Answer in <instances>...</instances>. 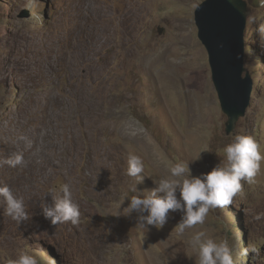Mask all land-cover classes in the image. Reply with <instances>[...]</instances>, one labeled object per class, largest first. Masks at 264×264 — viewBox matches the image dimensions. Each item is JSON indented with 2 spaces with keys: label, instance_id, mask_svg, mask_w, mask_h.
<instances>
[{
  "label": "rangeland",
  "instance_id": "obj_1",
  "mask_svg": "<svg viewBox=\"0 0 264 264\" xmlns=\"http://www.w3.org/2000/svg\"><path fill=\"white\" fill-rule=\"evenodd\" d=\"M70 1L0 0V186L24 200L30 217L17 225L0 200V264L21 254L38 264H198L191 244L198 231L226 240L234 264H264V160L230 205L210 209L183 234L180 212L148 231L136 224L140 214L122 215L127 199L121 205L135 194L131 187L146 195L175 163H189L193 175L210 171L237 135L253 137L264 155V0H242V77L249 76L251 94L229 133L194 21L203 0H102L107 14L96 22L72 15ZM55 32L67 52L59 63L40 45L41 35ZM71 37L88 55L82 65L90 74L73 72ZM16 118L29 130L15 133ZM20 152L22 165L2 163ZM129 155L144 161L142 181L126 175ZM64 183L80 222L52 226L42 205L52 206L49 190Z\"/></svg>",
  "mask_w": 264,
  "mask_h": 264
},
{
  "label": "clouds",
  "instance_id": "obj_2",
  "mask_svg": "<svg viewBox=\"0 0 264 264\" xmlns=\"http://www.w3.org/2000/svg\"><path fill=\"white\" fill-rule=\"evenodd\" d=\"M23 139V138H22ZM207 151V150H204ZM201 154V153H200ZM200 154L192 162L200 158ZM223 161L210 171L193 175L189 163L178 162L169 169L170 175L155 183L147 194L137 191L135 185L125 195L121 205L127 199L123 216L129 217L132 212L140 214L136 221L142 229L155 227L162 229L169 220L170 213H182L176 225V231L183 234L198 224H203L210 209L224 207L232 203L233 196L240 190L241 181L252 183L260 169L264 155L259 150L257 141L246 135H237L231 143L223 148ZM2 163L16 168L23 164V155L15 154ZM126 175L142 181L145 175V164L138 155H129ZM53 196V205H42V215L52 226L68 223L77 225L80 222L79 205L73 202L69 184H61L49 190ZM0 200L4 204V213L17 225L30 219L25 202L7 185L0 186ZM120 217L121 214L114 215ZM257 218H260L258 215ZM198 251V264H234L232 251L226 240L216 242L205 238L203 231H198L191 240ZM251 251H258L252 248ZM248 249L245 250L247 254ZM15 264H38L37 258L30 254H21Z\"/></svg>",
  "mask_w": 264,
  "mask_h": 264
},
{
  "label": "water",
  "instance_id": "obj_3",
  "mask_svg": "<svg viewBox=\"0 0 264 264\" xmlns=\"http://www.w3.org/2000/svg\"><path fill=\"white\" fill-rule=\"evenodd\" d=\"M242 0H203L195 8L197 35L208 54L211 79L222 112L227 116L226 133L249 105L251 80L242 77V40L246 21Z\"/></svg>",
  "mask_w": 264,
  "mask_h": 264
},
{
  "label": "bare ground",
  "instance_id": "obj_4",
  "mask_svg": "<svg viewBox=\"0 0 264 264\" xmlns=\"http://www.w3.org/2000/svg\"><path fill=\"white\" fill-rule=\"evenodd\" d=\"M68 2H69V0H68ZM101 2H102V0H71L70 1V9H71V13H72V15H74L76 18H83V17H86V22H89V18H90V16H92V18H90V19H93V22H96L95 21V16H99L100 18H102V17H106L104 14H107V11L104 9V7L101 5ZM70 12V11H69ZM111 19V18H110ZM108 20V19H107ZM92 21V20H91ZM67 22V21H66ZM81 24V23H80ZM94 24V23H93ZM66 28V27H65ZM71 28V27H70ZM85 29V28H84ZM65 30V29H64ZM74 30V29H73ZM57 31V30H56ZM66 31H67V29H66ZM50 32V31H49ZM68 32V31H67ZM66 32V33H67ZM70 32V31H69ZM68 32V33H69ZM48 33V32H47ZM45 34V35H41V36H43L42 37V39L40 40V45H41V47H42V50H45V51H47V52H49V54L47 55V56H52V58L53 59H57V61L58 60H60V58L66 53L67 54V52H66V50L64 49V48H61L59 45L60 44H58L59 43V41L60 40H58V37L56 36V32L54 33V35H52V36H50V35H48V34ZM73 34V33H72ZM76 34V33H75ZM78 34V33H77ZM76 34V35H77ZM58 35V34H57ZM60 35V34H59ZM58 35V36H59ZM63 36V35H62ZM67 37H69V36H66L65 38H67ZM80 37V36H79ZM70 38V37H69ZM75 38L76 37H71V40H70V42L72 41V43H73V46H74V51L76 52V58H74V60H73V62H74V64H75V66H72V67H74V70H73V72L75 73V74H77V75H82V71L86 68H84L83 69V65H82V63L84 62V61H86V63H88V61H89V57H88V55L87 54H85L84 52H82L81 50H82V45L81 44H79V43H77L76 41H75ZM61 39V38H60ZM63 40V39H62ZM65 40V39H64ZM68 41V40H67ZM69 42V43H70ZM62 43H64V41L62 42ZM65 44V43H64ZM26 45V44H25ZM67 45V44H66ZM63 46H65V45H63ZM70 46V45H69ZM68 47V46H67ZM66 47V48H67ZM72 47V46H71ZM86 47V46H85ZM84 47V48H85ZM69 50V49H68ZM88 50V49H87ZM70 51V50H69ZM83 51H86V50H83ZM71 52V51H70ZM73 52V51H72ZM90 52V51H89ZM41 53H42V51H41ZM91 53V52H90ZM44 54H45V52H44ZM75 55V54H74ZM46 56V57H47ZM70 56V55H69ZM73 55H71V57H72ZM84 58V59H83ZM64 59V58H63ZM70 59H73V58H70ZM54 60V61H55ZM61 61V60H60ZM66 62V61H65ZM58 63H59V61H58ZM71 64V63H70ZM84 64V63H83ZM88 69V68H87ZM87 69H85L86 71H88ZM84 70V71H85ZM86 71H85V73H86ZM89 72V71H88ZM89 74H90V72H89ZM87 75V74H86ZM83 83V82H82ZM78 84H80V83H78ZM100 92H98V94H99ZM78 97V96H77ZM80 97V96H79ZM83 97V96H82ZM95 97H97L96 95H95ZM94 97V98H95ZM85 98V97H84ZM87 98V97H86ZM85 98V99H86ZM90 99V98H89ZM80 100V99H79ZM84 100V99H83ZM96 100H99V99H96ZM84 102V101H83ZM89 102V101H88ZM96 102H98V101H96ZM92 103V102H91ZM99 103V102H98ZM79 104V103H78ZM86 104V103H85ZM89 104V103H88ZM93 104V103H92ZM96 104V103H95ZM87 105V104H86ZM79 106H81V105H79ZM92 106V105H91ZM93 106H95V105H93ZM87 107V106H86ZM85 107V108H86ZM84 109V108H83ZM84 111V110H83ZM41 112V111H40ZM41 113H43V112H41ZM15 118V117H14ZM22 118H24L25 119V117H22ZM27 120V119H26ZM25 120V121H26ZM29 120V119H28ZM82 120V119H81ZM37 121V120H36ZM28 122V121H27ZM82 122V121H81ZM80 122V123H81ZM15 123H16V125H15V133H16V131L17 130H19V129H23V128H26L27 129V127H26V123L24 122V120L23 119H21V118H16L15 119ZM14 126V125H13ZM31 126V125H30ZM33 126V125H32ZM29 127V126H28ZM7 128V127H6ZM34 129H37L38 127H36V126H34L33 127ZM30 129H32V128H30ZM12 130H13V128H12ZM27 130H29V129H27ZM75 130V129H74ZM2 131V130H1ZM10 131V130H9ZM25 131V130H24ZM23 131V132H24ZM19 132V131H18ZM27 133H28V131H26ZM30 132V131H29ZM86 132V131H85ZM20 134V133H19ZM22 134V133H21ZM20 134V135H21ZM30 134H32V133H30ZM30 134H29V136H30ZM25 136V135H24ZM33 136V135H32ZM40 136V135H39ZM80 136V135H79ZM82 136V135H81ZM1 137H2V135H0V139H1ZM19 138V137H18ZM23 138V137H22ZM21 138V139H22ZM33 138V137H32ZM82 138V137H81ZM12 139H14V138H12ZM36 139V138H35ZM38 139V138H37ZM82 139H84V138H82ZM23 140V139H22ZM25 140H26V137H25ZM25 140H23L24 142H25ZM28 140V139H27ZM32 140V139H31ZM21 141V140H20ZM19 141V142H20ZM23 141H21V142H23ZM39 141H41V140H39ZM81 141V140H80ZM2 142V140H0V143ZM28 142V141H27ZM34 142L36 143L37 141H29V143H30V148H33L34 147ZM81 143H82V141H81ZM15 144V143H14ZM13 144V145H14ZM24 144V143H23ZM43 144V143H42ZM21 145V144H20ZM44 145V144H43ZM74 145H76V144H74ZM81 145V144H80ZM6 146V145H5ZM24 146H25V144H24ZM28 146V145H27ZM39 146V145H38ZM72 146V145H71ZM7 147V146H6ZM10 147V146H9ZM23 147V146H22ZM36 147V146H35ZM14 148V147H13ZM25 148H27V147H25ZM25 148H22V149H25ZM38 148V147H37ZM40 148V147H39ZM10 149V148H9ZM17 149V148H16ZM15 149V150H16ZM29 149V148H28ZM36 149V148H35ZM42 149V148H41ZM52 149V148H51ZM89 149V148H88ZM19 150V149H18ZM17 150V151H18ZM34 150V149H33ZM39 150V149H38ZM86 150V149H85ZM8 151V150H7ZM14 151V150H13ZM22 151V150H21ZM31 151H32V149H31ZM30 151V152H31ZM19 152V151H18ZM23 152V151H22ZM24 152H25V150H24ZM24 152H23V155H24ZM41 152H43V151H41ZM48 152H49V150H48ZM51 152V151H50ZM75 152V151H74ZM8 153V152H7ZM28 153H29V151H28ZM58 153V152H57ZM86 153H87V151H86ZM16 154V153H15ZM20 154H21V152H20ZM31 154V153H30ZM29 154V155H30ZM52 154V153H51ZM8 155H9V153H8ZM11 155V154H10ZM27 155V154H26ZM39 155V154H38ZM44 155V154H43ZM50 155V154H49ZM56 155V154H55ZM32 156H33V154H32ZM35 156V155H34ZM40 156V155H39ZM58 156V155H57ZM25 157V156H24ZM23 157V158H24ZM55 157V156H54ZM89 157V156H88ZM42 158V157H41ZM57 158V157H56ZM34 159V158H33ZM89 159V158H88ZM52 160H54V159H52ZM56 160V159H55ZM50 161V160H49ZM37 162V161H36ZM44 162V161H43ZM25 163V162H24ZM35 163V162H34ZM32 164V163H31ZM36 164V163H35ZM53 164V163H52ZM49 165V164H48ZM51 165V164H50ZM29 166V165H28ZM34 166V165H33ZM43 166V165H42ZM45 166V165H44ZM86 166V165H85ZM38 168V167H37ZM42 168V167H41ZM88 168V167H87ZM40 169V168H39ZM44 170L46 169L45 167L43 168ZM37 170V169H36ZM43 170V171H44ZM41 171V170H40ZM42 172V171H41ZM45 172V171H44ZM36 179V178H35Z\"/></svg>",
  "mask_w": 264,
  "mask_h": 264
}]
</instances>
